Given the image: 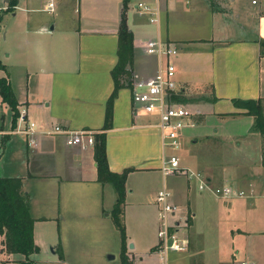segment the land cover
Segmentation results:
<instances>
[{
	"label": "crops",
	"instance_id": "crops-1",
	"mask_svg": "<svg viewBox=\"0 0 264 264\" xmlns=\"http://www.w3.org/2000/svg\"><path fill=\"white\" fill-rule=\"evenodd\" d=\"M141 1L159 5L158 22L138 11L136 4ZM126 3V21L134 38L131 74L140 79L157 74L160 61L145 52V44L161 37L178 48L174 64L180 95L217 98L181 102L195 113L192 124L182 131L177 152L181 165L201 172L210 186L229 185L246 196L223 199L207 190L197 191L185 175L162 176L164 149L156 118L134 107L130 87L118 90L110 127L104 129L123 0H16L14 4L0 0V77H7L17 110L24 109L26 121L34 122L39 131L60 125L104 133L109 170L121 173L132 168L123 206L131 264L159 263L155 199L163 187L173 194L171 202L177 206L173 219L188 238V249L170 252L167 264H264L263 226L248 223L215 235L206 228L210 219L215 222L211 225L219 226L222 216L233 217L241 209L252 211L253 223L264 218L258 209L264 207V140L253 128L254 117L234 103L261 99L264 105V0ZM7 10L16 20L1 24ZM18 120L13 121V112L0 97V177L22 181L40 250L30 258L37 264H90L72 262L71 243L96 233L94 240L102 239L105 253L116 232L110 213L115 191L112 184L97 179L94 144L67 145L62 135L38 132L35 143L28 145V137L16 133ZM226 151L233 161L223 164ZM216 154L223 159L217 157L216 162L211 158ZM160 181L162 187L152 190L151 185ZM3 241L4 236L0 264L24 261L20 254L7 253ZM59 243L60 259L55 250ZM112 262L95 264H116Z\"/></svg>",
	"mask_w": 264,
	"mask_h": 264
},
{
	"label": "built area",
	"instance_id": "built-area-1",
	"mask_svg": "<svg viewBox=\"0 0 264 264\" xmlns=\"http://www.w3.org/2000/svg\"><path fill=\"white\" fill-rule=\"evenodd\" d=\"M254 2H258V0H254ZM49 5V8H52V4ZM136 8L139 12L148 13V20L151 22L159 21V5L141 1L137 2ZM145 52L159 59V68L157 74L149 79L132 76L131 100L137 110L156 118L154 125L160 133V143L164 149L160 167L162 176L185 175L189 180L197 182L198 190H207L223 199L246 196L244 191H237L229 185L210 186L201 172L181 165L177 152L182 144V131L186 126L192 124L195 113L183 103L175 100V97L181 94L175 79L177 72L174 64V60L178 56V48L171 41L156 37L146 41ZM25 114L26 111L22 109L16 133L25 134L28 137V145L35 143L34 136L38 132L45 135H62L67 145L78 144L82 147L93 145L95 133L93 131L86 129L71 130L60 125L53 127V129H40L39 131L34 122L26 121ZM172 197L173 194L166 187L159 189L156 193L158 264H167V256L170 252H182L188 249V238L181 233L177 221L173 219L177 213V206L171 202Z\"/></svg>",
	"mask_w": 264,
	"mask_h": 264
},
{
	"label": "trees",
	"instance_id": "trees-1",
	"mask_svg": "<svg viewBox=\"0 0 264 264\" xmlns=\"http://www.w3.org/2000/svg\"><path fill=\"white\" fill-rule=\"evenodd\" d=\"M12 4L16 0H10ZM123 10L120 15V24L117 31L118 45L116 55L118 57L116 65L112 68L113 90L106 102V114L104 129H108L112 119V106L118 90L132 86L131 67L134 61L133 56V33L126 21V0H123ZM262 53L264 55V41L261 43ZM0 97L6 102L13 112V121L19 117L17 110V100L13 94L11 85L7 77H0ZM176 101L194 103L197 100L214 101L204 96L199 98H184L181 95L175 97ZM236 106L247 110L246 115L254 117V129L260 132L264 140V105L263 100H234ZM93 156L97 162V179L101 183L113 185L116 200L111 209V219L120 233L121 264H131L127 252V237L123 223V206L125 204V184L127 175L132 168L123 170L121 173L109 170L106 159L105 134L102 132L94 133ZM264 157V147H263ZM22 181L19 178L0 177V234L4 236L3 245L7 253L20 254L24 261L20 264H37L30 258L31 255L39 254V247L34 242L33 225L35 219L30 214V205L25 195L21 192ZM190 218H188V221ZM59 259L63 257V250L60 243L55 248ZM155 250V249H154Z\"/></svg>",
	"mask_w": 264,
	"mask_h": 264
},
{
	"label": "rangeland",
	"instance_id": "rangeland-1",
	"mask_svg": "<svg viewBox=\"0 0 264 264\" xmlns=\"http://www.w3.org/2000/svg\"><path fill=\"white\" fill-rule=\"evenodd\" d=\"M4 11V10H2ZM12 12L13 11H6L3 13V16H2V20H1V24L2 23H10V21H15L16 19L13 18L12 16ZM6 13V14H5ZM19 13H23L21 10L18 11V14ZM1 14V12H0ZM0 49H2L0 47ZM187 97H192L193 99L195 98H199V94H189L187 95ZM201 148V147H200ZM224 158L223 160V164L226 163V160L232 162L233 160H231L232 158V155L230 153H228L226 151V155H223L221 157V155L217 156L216 155H213L211 156V158H213L215 161L218 160V158ZM222 158V159H223ZM217 162V161H216ZM220 162V160L218 161ZM216 164V163H215ZM208 165H211V164H208ZM193 182V186L194 188L198 191L197 189V182L195 181H191ZM156 185L160 187H162V183L161 181L160 182H157V183H154L153 185H151L152 190H155L156 188ZM259 210H261V215L262 217H264V207L260 206L258 208ZM250 210H245V209H241L239 211H237L234 216L232 217H225V216H222V219L223 221L221 220V222L219 223V226H216V225H211V223H215L213 221V219H210L209 220V223L208 226L206 227L208 229V232L209 234H216L218 232V230H221L222 231V234H227L228 230H231V229H234L236 226L237 227H243L245 225H248V223L250 224V227H259L260 226H263L264 227V218H261V222L263 223H253L254 221V216H253V213L252 211L250 212ZM227 216V215H226ZM88 221H91V220H88ZM115 235H111L110 239H109V242L107 244V246L105 247L106 249H108V252H105L104 253V249L100 246V244L102 243V239L101 240H94L95 236H97L96 233L94 234H91L92 232H90L89 234L90 235H86L85 236V239L83 241H73L71 243V256L73 257L72 259V262H83V263H90V264H95V263H100L101 261L104 262L108 259V256L109 255H114V258H113V262L116 263V264H121V248H120V233L119 231H117V229L115 230ZM151 231V230H150ZM1 237L2 235L0 234V241H1ZM77 237V236H75ZM93 239V241H92ZM56 248V247H55ZM48 252L51 254L52 250H50V248L47 249ZM4 255L0 253V259H3ZM16 257H20V256H16ZM74 257H77L76 260H74ZM36 263L37 261L34 260ZM112 262V263H113Z\"/></svg>",
	"mask_w": 264,
	"mask_h": 264
},
{
	"label": "water",
	"instance_id": "water-1",
	"mask_svg": "<svg viewBox=\"0 0 264 264\" xmlns=\"http://www.w3.org/2000/svg\"><path fill=\"white\" fill-rule=\"evenodd\" d=\"M128 248H132V243H130V244L128 245ZM113 258H114V255H109V256H108V259H110V260H113Z\"/></svg>",
	"mask_w": 264,
	"mask_h": 264
}]
</instances>
